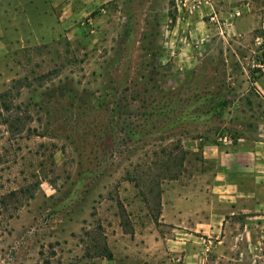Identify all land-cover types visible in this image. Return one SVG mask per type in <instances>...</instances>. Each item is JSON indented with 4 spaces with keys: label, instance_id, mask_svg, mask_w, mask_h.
<instances>
[{
    "label": "rangeland",
    "instance_id": "obj_1",
    "mask_svg": "<svg viewBox=\"0 0 264 264\" xmlns=\"http://www.w3.org/2000/svg\"><path fill=\"white\" fill-rule=\"evenodd\" d=\"M177 1L98 0L57 41L5 56L0 264H264V215L208 244L170 210L210 184L205 146L264 140L250 86L264 11Z\"/></svg>",
    "mask_w": 264,
    "mask_h": 264
},
{
    "label": "crops",
    "instance_id": "obj_2",
    "mask_svg": "<svg viewBox=\"0 0 264 264\" xmlns=\"http://www.w3.org/2000/svg\"><path fill=\"white\" fill-rule=\"evenodd\" d=\"M97 4L98 0H0V71L9 51L57 41L70 23L79 20L81 11H93ZM229 4L228 0H212L213 11H264V4L252 0H240L233 7ZM257 29L264 62V13ZM250 86L264 101V73L254 74ZM204 155L215 167L210 184L193 197L172 196L170 210L172 224H188L191 234L201 232L210 244V238L222 237L230 227L234 232L238 226L239 233L240 223L250 231L245 221L264 215V140L240 138L227 150L205 146ZM165 211L162 204L161 218Z\"/></svg>",
    "mask_w": 264,
    "mask_h": 264
},
{
    "label": "built area",
    "instance_id": "obj_3",
    "mask_svg": "<svg viewBox=\"0 0 264 264\" xmlns=\"http://www.w3.org/2000/svg\"><path fill=\"white\" fill-rule=\"evenodd\" d=\"M176 8L178 11L184 10L187 11L189 14L197 13L201 10L212 11V0H178ZM236 16L239 13H235ZM209 21L211 23H216V15L212 13L209 14ZM257 68L264 72V62L261 61L257 64ZM223 144H230V141H227L225 138L223 139Z\"/></svg>",
    "mask_w": 264,
    "mask_h": 264
},
{
    "label": "trees",
    "instance_id": "obj_4",
    "mask_svg": "<svg viewBox=\"0 0 264 264\" xmlns=\"http://www.w3.org/2000/svg\"><path fill=\"white\" fill-rule=\"evenodd\" d=\"M261 73H264V72H261ZM4 110L5 111H9V108L8 107L7 108L5 107Z\"/></svg>",
    "mask_w": 264,
    "mask_h": 264
}]
</instances>
